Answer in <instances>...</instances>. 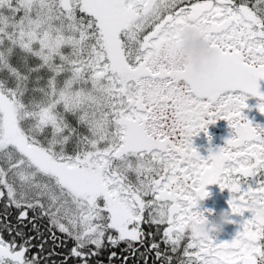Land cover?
<instances>
[{
    "label": "snow or ice",
    "instance_id": "6c2138e0",
    "mask_svg": "<svg viewBox=\"0 0 264 264\" xmlns=\"http://www.w3.org/2000/svg\"><path fill=\"white\" fill-rule=\"evenodd\" d=\"M189 22L219 50L195 75L172 68ZM261 80L264 0H0V264H56L45 218L56 247L53 229L74 241L60 264L121 244L109 262L264 264V127L243 111ZM220 119L234 135L201 155L193 137ZM212 184L251 213L231 241L204 228Z\"/></svg>",
    "mask_w": 264,
    "mask_h": 264
},
{
    "label": "rangeland",
    "instance_id": "374dc122",
    "mask_svg": "<svg viewBox=\"0 0 264 264\" xmlns=\"http://www.w3.org/2000/svg\"><path fill=\"white\" fill-rule=\"evenodd\" d=\"M246 102L249 103L250 100L247 99ZM249 113L250 112L244 111V114L248 119H250ZM260 113L262 117H257L253 120V124L264 127V114L262 112ZM232 135H234V130L231 128L229 122L225 119H220L216 123L208 125L207 132L202 131L199 135L193 137L194 146L198 149L201 155L208 156L210 154V147H213L212 150H218L226 143L225 139L230 138ZM209 136H211V141ZM216 136L220 138L217 143L215 142ZM207 189L209 191V195L199 201V208L204 212L210 222V226L211 222H213L222 211L228 210L231 213L232 222L227 224L222 232H214L213 235L216 236L218 242L227 241V239L230 238L234 239L237 233L242 230L244 221L251 218V213L246 211L243 215H241L231 212V206L228 201L231 199L232 193L229 189H221L219 184L208 185Z\"/></svg>",
    "mask_w": 264,
    "mask_h": 264
},
{
    "label": "clouds",
    "instance_id": "9594fccd",
    "mask_svg": "<svg viewBox=\"0 0 264 264\" xmlns=\"http://www.w3.org/2000/svg\"><path fill=\"white\" fill-rule=\"evenodd\" d=\"M180 40V49L172 63L174 71L180 72L185 68H189L191 73L195 75L214 66L219 56V50L211 46L207 40L201 38L200 29L197 26L191 22L183 24L181 26ZM255 214L264 216V206L256 205ZM231 222V213L228 210H224L211 222V227L219 233ZM209 226L210 222L207 219L204 225L205 230Z\"/></svg>",
    "mask_w": 264,
    "mask_h": 264
},
{
    "label": "trees",
    "instance_id": "16d2710c",
    "mask_svg": "<svg viewBox=\"0 0 264 264\" xmlns=\"http://www.w3.org/2000/svg\"><path fill=\"white\" fill-rule=\"evenodd\" d=\"M3 206H4V201L0 200V214L3 213ZM10 217L9 219L15 223L16 221V216L18 215V210L15 209L14 207L11 208L10 210ZM33 213H29L30 217L32 216ZM27 223V222H26ZM37 225L40 227V231L44 233V237L48 239V243H46L44 245V253L42 255H46L47 252L52 251L53 249H55V252L59 253L60 255H54L52 257V260H54L56 262V264H60L61 259L63 258L64 255H66L68 253V251L71 249V247H73L74 245V241H72L71 239H68L66 237L65 234L60 233L58 230L53 229V231L56 232V236L59 238V240H64L65 241V246H60V247H56L50 236H49V232H48V220L45 219H37L36 220ZM145 232H154L155 228L154 227H149L147 224L143 225ZM24 231L31 236L36 235L35 232L32 231V225L31 223H28V227L24 229ZM5 239H11V237L8 235L7 232L3 233ZM19 239V238H18ZM161 239L160 235L156 236V240L159 241ZM231 239V238H230ZM59 240H57V244H59ZM229 239H227L228 241ZM34 244L39 245L41 243L40 238L38 237L37 239H35L33 241ZM126 247L125 244H121L118 248H108L107 250H105L104 252H102L101 256L98 258H94L92 264H96V260H102L104 262V264H121L120 260H113L111 262L108 261L107 257L109 255V253L111 251H116L118 253V255H120L122 253V250ZM161 250H165V245L161 244L160 245ZM38 251L37 248H32L31 251L27 254L28 256L33 255L34 253H36ZM140 251H144L143 248L140 249ZM124 255H128L127 253H123ZM155 260L154 254H152L149 257V261L148 264H153ZM42 264H51V261H47V262H42ZM68 264H77V261L75 260H70L68 262ZM128 264H143V259L139 256V254H137V256L135 258H129L128 260ZM156 264H159V262H156Z\"/></svg>",
    "mask_w": 264,
    "mask_h": 264
},
{
    "label": "flooded vegetation",
    "instance_id": "af4514ba",
    "mask_svg": "<svg viewBox=\"0 0 264 264\" xmlns=\"http://www.w3.org/2000/svg\"><path fill=\"white\" fill-rule=\"evenodd\" d=\"M248 96V99L250 100V102H246L248 104V107L244 109V111L250 112L249 118L252 120H255L257 117H262L260 114V109L258 107L259 103L264 102L261 101V98L257 97V96H253L251 94H246ZM264 114V113H263ZM229 134V133H228ZM218 139H220L219 137H215V142H219ZM211 141V140H210ZM225 141H227V139H225ZM210 143V142H208ZM216 145V144H215ZM209 149H213V147H210Z\"/></svg>",
    "mask_w": 264,
    "mask_h": 264
},
{
    "label": "water",
    "instance_id": "95a60500",
    "mask_svg": "<svg viewBox=\"0 0 264 264\" xmlns=\"http://www.w3.org/2000/svg\"><path fill=\"white\" fill-rule=\"evenodd\" d=\"M260 89L261 91H264V80L259 81ZM250 94V93H249ZM260 98V97H259ZM232 239H229L228 241H231Z\"/></svg>",
    "mask_w": 264,
    "mask_h": 264
}]
</instances>
